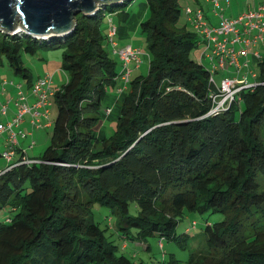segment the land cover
Here are the masks:
<instances>
[{
  "label": "trees",
  "instance_id": "obj_1",
  "mask_svg": "<svg viewBox=\"0 0 264 264\" xmlns=\"http://www.w3.org/2000/svg\"><path fill=\"white\" fill-rule=\"evenodd\" d=\"M134 1L78 14L65 38L39 41L0 28V61L8 60L27 87L33 83L24 53L59 45L68 76L53 98L58 116L38 162L20 163L22 154L16 165L0 166V213H11L0 220V264H145L119 253L92 217L96 205L116 217L122 237L147 243L158 236L182 247L195 239L176 232L186 211L225 214L206 226V248L185 263L170 255L158 264H264V229L256 220L264 217V55L257 84L227 111L206 116L210 68L191 56L199 34L177 26L180 0H146L140 28L149 71L130 80L115 131L101 137L121 67L106 49L104 25L110 14L127 22Z\"/></svg>",
  "mask_w": 264,
  "mask_h": 264
},
{
  "label": "built area",
  "instance_id": "obj_2",
  "mask_svg": "<svg viewBox=\"0 0 264 264\" xmlns=\"http://www.w3.org/2000/svg\"><path fill=\"white\" fill-rule=\"evenodd\" d=\"M206 1L210 2L214 8V15L218 19L217 23H212L202 8L187 7L185 14L188 23L200 36V46L203 47L200 61L208 62L210 68L209 82L213 88L210 94L212 107L206 115L210 116L227 111L242 90L257 84V82L250 81L249 76L243 74V70L250 67L253 61L257 62L262 57L257 48L260 45L264 46V3L257 8L245 10L237 16H228L223 3L225 1L228 4L230 0ZM117 34L116 26L109 27L107 42L112 45V54L118 56L121 62L119 75L121 86L118 91L119 95H122L131 80L133 67L140 68L145 60L150 59V56L146 50L131 45L118 47L115 40ZM230 70L234 71L235 76H224V72ZM248 74H252L251 76L256 78V73ZM9 88L16 90V96L9 98L6 102H0V115H7L9 105L13 100L16 111L13 119L0 124V134L8 133L6 149L1 153V156L8 165L13 166L17 164L15 158L19 148V139L26 138L28 135L19 129L24 116H32L33 128L49 126L51 122L42 124L41 118H49V108L59 88L54 87L53 76L39 77L32 84L30 90V94L35 98L33 104H30L29 95L23 90V84L14 80L4 79L0 82V95H7ZM33 145L34 142L30 147ZM34 162L38 161L23 156L20 163ZM195 225L196 223H194V227Z\"/></svg>",
  "mask_w": 264,
  "mask_h": 264
},
{
  "label": "rangeland",
  "instance_id": "obj_3",
  "mask_svg": "<svg viewBox=\"0 0 264 264\" xmlns=\"http://www.w3.org/2000/svg\"><path fill=\"white\" fill-rule=\"evenodd\" d=\"M204 2L205 0H180L182 16L177 26L178 27L187 26L188 29L192 30V27L188 24L185 10L187 7L200 8L199 4L203 5ZM143 4H146V0H136L132 3V6L130 8V13H131V19L133 21L137 20L138 17L142 16L143 8H144ZM118 17L119 16L116 14L115 17L113 18L117 23H120L121 17L119 18ZM106 31H107L106 25H104V32ZM135 39H136L135 44H138V46L135 47H139L142 48L143 50H146L147 48L146 37L141 32L140 24L138 26V31H137V35L135 36ZM130 43L133 42L130 41ZM123 45L124 44H120V46ZM106 49L112 53V45H110L107 41H106ZM202 50L203 47L200 45L194 48L191 54L192 58L199 61ZM257 51L261 55H264V47H258ZM114 58H116V60L119 61L118 56L114 55ZM23 61H24V65L31 72L32 83H34L39 78V76L44 77L50 75L53 76L54 87L60 88L68 80V76L66 72L62 69L63 49L59 47V45H57L55 48L40 49L36 54L24 53ZM204 63L209 66L208 62H204ZM148 71H149V61L145 60V62L142 64L141 71L135 73L134 76L140 74L145 76L148 74ZM257 71H258L257 62L253 61V64H251L250 67L245 68L243 70V73L245 75L250 76L252 74H248V73L250 72L257 73ZM227 75L235 76V74H232L231 70ZM4 79L14 80L15 82L22 83L23 85L27 83V81L24 78L15 74L8 60H6L5 58H3V60L0 61V82ZM249 80L252 82L256 81V79L252 77L251 78L249 77ZM111 90L112 88H110L109 95H111ZM116 93H117V97L109 98L110 101L108 103L109 106H107V108H105L102 112V118L104 120L114 121L117 120L120 115V106L118 102H120L119 101L120 99H123L124 94L119 95L118 90L116 91ZM105 104H107V100L105 101ZM49 112H50L49 118L44 119L41 122L42 124H46L48 121H50L51 122L50 127L41 126V127H36L37 129L35 128L31 129L34 133V136L29 138L27 147L31 142L35 141L34 147L36 148L35 150L30 151L31 156L37 158L42 156L45 150L47 149V147L49 146V144L51 143V137L53 135V125L58 116V107L54 103L53 99H52V105L49 108ZM102 126L103 125L101 124L100 127L98 128V131L101 130V134H103L104 132V135L106 133L108 135H112V133L115 131L116 125L112 124V122L111 123L109 122L104 125L106 126L105 128H103ZM24 132L27 133L26 131ZM101 137H103V135H101ZM263 138H264V134H263ZM1 139L2 138H0V141ZM0 149L2 150L3 148ZM4 165H5V160L2 157H0V166L2 167ZM259 182L264 189V175L260 176ZM131 208L133 211L134 206H132ZM10 214L11 213L5 211L1 212L0 220H4L8 216H10ZM92 217L94 221L98 222L103 229H107V236L111 241L114 242V244H116L119 247L120 254H125L129 257H133L136 261H142L145 264H158L159 262H162L164 259L167 260L170 257V255H174L178 260L185 263L189 259L192 253H195L203 248H206V241L204 237L205 236L204 230L206 226L208 224H213L216 222L223 221L226 218L225 214L220 212L209 211L204 214H199V213L186 211L183 218L178 224L176 232L178 235L189 234L190 236L195 237V239L190 240L184 247H182L176 241L159 238L158 236L150 237L147 243L136 242L130 240L127 237H122L119 232L115 231L114 225L116 224V217L106 207H101L99 205H96L94 207ZM256 220H258L259 222L258 224L260 228L264 229V217L259 215L256 217ZM194 223H196L195 227H194ZM249 231H251V227H249ZM161 242H163L162 246H161ZM148 246L150 248L147 250Z\"/></svg>",
  "mask_w": 264,
  "mask_h": 264
},
{
  "label": "water",
  "instance_id": "obj_4",
  "mask_svg": "<svg viewBox=\"0 0 264 264\" xmlns=\"http://www.w3.org/2000/svg\"><path fill=\"white\" fill-rule=\"evenodd\" d=\"M126 0H0V28L49 41L65 38L76 26L78 14L92 16L108 5Z\"/></svg>",
  "mask_w": 264,
  "mask_h": 264
},
{
  "label": "crops",
  "instance_id": "obj_5",
  "mask_svg": "<svg viewBox=\"0 0 264 264\" xmlns=\"http://www.w3.org/2000/svg\"><path fill=\"white\" fill-rule=\"evenodd\" d=\"M263 2H264V0H230L229 3L226 4V2L224 1L225 13L228 16H237L239 13H241V12H243L245 10L257 8ZM146 5L147 4H143V7H144L143 8V14H142V16L138 17V19L135 20V21H133L131 19V16H130V19L127 22L120 21V23H117L115 21V19L113 18V17H115L116 14H110L106 18L107 19V26H106L107 31H108L109 27H111V26H116L117 29H118V34H117V36L115 38L118 47H124V46H127V45H131V46H134V47L135 46H138V44H135V42H136L135 36L137 35L138 26H139L140 22L142 20H144L145 18H147V16H148V9H147V6ZM199 7L202 8L205 11L206 15L209 17V19H210V21L212 23H217L218 19L214 15L215 14L214 13V8H213V6H212V4L210 2H207L205 0V2H204L203 5L199 4ZM107 31H106V33H107ZM130 41L133 42V43H130ZM120 44H124V45L123 46H120ZM141 67H142V65L140 66V68H134L133 67V71L131 73L130 79H133V78L139 76V75H135L134 76V74L137 73V72H139V71H141ZM119 70L121 72V67H120ZM231 72H232V74H234V71H231ZM249 77L251 78L252 76L250 75ZM117 82H118L117 83V87L116 88H113L111 90V95H109V93H108V96L106 98L107 104H105V108H107V106H109V104H108L110 102L109 101V98H114V97L116 98L117 97L116 91L118 90V88H119V86L121 84L119 78H118V81ZM23 90L29 95V102H30V104H33L34 101H35V98L30 94L31 88L30 87H27L26 84H24L23 85ZM15 92L16 91L13 88H9V90L6 93L7 95H0V102H6L9 98L10 99L11 98H15V95H16ZM119 101L121 102L122 99H120ZM120 102H118L119 106H120ZM15 111H16V106H15V103H14V100H13L10 103V105H9V110H8L7 115H0V124L1 123H7L11 119H13V116L15 115ZM31 120H32V116L31 115H25L24 116V119H23V123L19 127V129H21V130L23 129V131H26L28 133V135H27L26 138H20L19 139V148H18V151H17L15 160H17L19 158V156H21L23 153H24V156L27 157L28 159H30V158L31 159L37 158V157L31 156V154H30V151L31 150L33 151V150L36 149L34 147L35 146V141H33L34 142V145L32 147H30L32 142L27 147L29 138L34 136V133L31 130V129H34L33 126H32V124H31ZM42 120H44V118H41V121ZM115 121L116 120H114V121L113 120L112 121H109L108 120L107 121V120H104L103 119V122H102V125L103 126L102 127L105 128L106 126H104V125L107 124V123H109V122L110 123L112 122V124H115L114 123ZM50 126H51V124L49 126H46V127H50ZM35 129H37V128H35ZM99 135L100 136L101 135L104 136V132H103V134H101V130H100L99 131ZM0 138H2L1 141H0V148H3L2 150L1 149L0 150L3 152L6 149V144H7V139H8V133L7 132L1 133L0 134ZM1 151H0V157H2L1 156ZM6 166H8V163L5 161V165L2 166V168H5Z\"/></svg>",
  "mask_w": 264,
  "mask_h": 264
}]
</instances>
